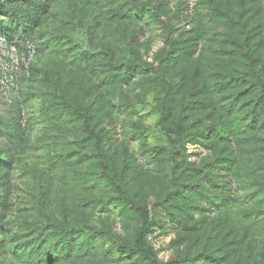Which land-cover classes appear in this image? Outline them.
I'll list each match as a JSON object with an SVG mask.
<instances>
[{
  "label": "rangeland",
  "instance_id": "obj_1",
  "mask_svg": "<svg viewBox=\"0 0 264 264\" xmlns=\"http://www.w3.org/2000/svg\"><path fill=\"white\" fill-rule=\"evenodd\" d=\"M258 2L234 29L223 17L253 15L256 0H0V264H150L121 248L143 210L158 264L264 259L234 242L254 220L244 211L264 206V130L232 143L234 206L211 209L221 190L199 175L225 158L205 129L233 125L212 110L239 91H220L244 71L232 33L256 46L264 80Z\"/></svg>",
  "mask_w": 264,
  "mask_h": 264
},
{
  "label": "trees",
  "instance_id": "obj_2",
  "mask_svg": "<svg viewBox=\"0 0 264 264\" xmlns=\"http://www.w3.org/2000/svg\"><path fill=\"white\" fill-rule=\"evenodd\" d=\"M256 2L257 5L254 6L255 13L253 15H251L249 11H245L242 14L236 15L235 17H223V21L226 25H228L227 27H231L234 29L238 27H250V19H253L254 23L255 20L258 18L257 14L260 11L259 8H261L258 0H256ZM18 8H21V6L5 7L3 11L4 15L18 23L26 25L31 18L30 14L28 12L20 13V9ZM22 33L25 34L26 31L22 30ZM248 37L249 33L245 31V35L242 38L248 39ZM229 38L234 40L236 39L234 41L233 47L235 49H233L231 54L237 59H239L240 65L244 69V71L240 73L241 75L234 74V71H227L228 74L223 76L225 80L223 81L224 84H222L220 87V91L223 92V90H231L230 88L235 85H239V91L237 93H231L230 91H227V93L223 95L224 99L221 100L222 104L219 105L220 107L213 105L214 107H212V110L215 111L217 109L223 108L222 110H224V113L221 116H226L227 119H229V121L233 123V125L231 130L229 128L219 129V125L205 129V132H210L211 130H213L212 133L210 132L211 135L209 137V140L211 143H217L218 146L224 147V150H222V152L224 151L225 158L223 157V161L215 159V161H212L207 164V171L203 169L199 171L201 172L199 175L201 176L203 183L207 184L209 188H219L221 190L218 202L211 200V204L208 205L211 207V209L217 208L218 210L225 207L231 208L232 206H234L235 203V197L232 193L233 186L231 178L232 173L234 172V168H236L237 158L235 156L234 149L231 147L232 143L234 142L236 147L240 150V144L243 142V140H250V138L252 137V135H247L249 134V132H251L252 130H264V80L260 77L259 68L257 69L254 62L256 58V46L251 47V45H249V43L245 41L240 43L239 39H237L240 38V33L238 35L232 33ZM258 50L260 49L258 48ZM133 67L134 66L132 65H126L125 68L128 71H132L134 69ZM215 85H217V83ZM211 102H215L216 104L220 103V101H213L212 99ZM218 114H220V111H218ZM237 128L241 130H236ZM238 133L240 134L238 135ZM242 134H245L242 138L238 137ZM220 168L223 169L225 173H214V169ZM254 175L255 174L253 173V176ZM218 176H221L222 178L218 179ZM260 176H263V178L262 181L260 180V185L258 184V186H260L261 190L260 195L264 196V173L263 175L260 174ZM196 194H200V192H197ZM249 198L253 199L252 196ZM243 216L246 218H250L249 216H252L254 220H252L251 218V221H244L242 228L245 234L234 241L236 246L242 245V248H244L245 250V252H243V254H240V256L248 257V255L252 253L253 248H255L256 246H261V256H263L264 206L253 210L246 209L243 213ZM257 221L258 223H262L261 225H259V227L256 226L258 224ZM151 225V222H149L147 219L146 210H143L142 225L135 232L133 247L122 245L121 248H123L130 254L137 253L140 257L148 260L150 264H158L154 251L147 249L145 246V236L146 233L149 231ZM259 236L263 244L262 242H258L260 244L256 245L255 243L258 240ZM227 260L228 261H225V264H230L231 260L229 258H227ZM242 262L246 263V260L244 259ZM239 263L240 260L238 261L237 259L236 264ZM256 263L264 264V259H260Z\"/></svg>",
  "mask_w": 264,
  "mask_h": 264
}]
</instances>
